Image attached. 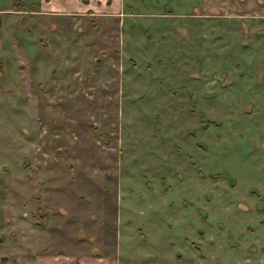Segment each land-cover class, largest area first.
Instances as JSON below:
<instances>
[{"label":"rangeland","instance_id":"rangeland-1","mask_svg":"<svg viewBox=\"0 0 264 264\" xmlns=\"http://www.w3.org/2000/svg\"><path fill=\"white\" fill-rule=\"evenodd\" d=\"M39 2L0 0V251L264 264V0H123L112 40Z\"/></svg>","mask_w":264,"mask_h":264},{"label":"crops","instance_id":"crops-1","mask_svg":"<svg viewBox=\"0 0 264 264\" xmlns=\"http://www.w3.org/2000/svg\"><path fill=\"white\" fill-rule=\"evenodd\" d=\"M38 6L39 9L33 11L34 13L43 16L65 15L71 18L73 21L72 27L74 28L79 27L80 21H92L93 18L91 15L96 16L97 20L100 21L98 22L100 29L110 37V40H112L111 38L114 37L116 33L117 38L121 37V35L123 36L118 28H115V24L120 26V23H122V25H124L126 12L123 0H40ZM48 24H51V27L53 28L56 26L61 27L60 23L57 22L55 24V21L49 22ZM113 24L114 26L112 27ZM61 25L65 27L67 24L61 23ZM108 29L110 31H107ZM41 243L43 242H39V244ZM46 250L47 246L42 247L41 251L32 256L27 252H25L26 254L21 253L20 257L15 261H12V258L10 259V257L7 256V254H10L11 252L0 251V264H75L72 260L67 261L65 257H68V255L63 257L61 251L49 252ZM85 258L87 259H84L83 256L79 257V260L82 262H79L78 264H108L107 258L103 256L95 258L97 261H92L89 256ZM74 259L77 260V257L73 258V260Z\"/></svg>","mask_w":264,"mask_h":264}]
</instances>
